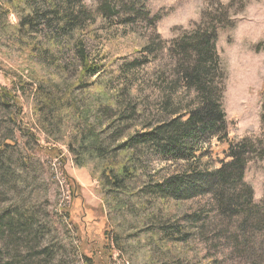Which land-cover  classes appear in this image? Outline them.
<instances>
[{
    "label": "trees",
    "instance_id": "obj_1",
    "mask_svg": "<svg viewBox=\"0 0 264 264\" xmlns=\"http://www.w3.org/2000/svg\"><path fill=\"white\" fill-rule=\"evenodd\" d=\"M117 1L119 7L126 5L123 0ZM136 1L129 0L132 18L125 17L117 24L128 25L140 14L134 10L132 2L137 4ZM110 11L106 2H99L91 10L84 0H0V49L14 47L28 58L25 67L3 72L13 91L20 94L17 97L0 87V106L14 108L8 112L12 121L25 107L28 121L45 140L64 146L73 165L86 168L96 179V195L113 224L106 218L105 243L95 264H106L102 257L109 258L114 251L125 253L126 246L137 236L128 235L125 240L122 223L114 224L115 214L131 209L145 213L153 201H182L206 195L214 205L211 217L225 218L230 227L235 222L234 229L227 233L235 251L249 264H264V199L256 203L252 188L243 180L248 160L254 156L264 159V138L230 142L218 167L203 146L210 138L227 139L223 107L226 73L215 46L217 28H208L201 20L192 30L173 39L169 47L160 44L161 48L140 36L134 56L106 61L88 47L91 33L97 29L111 31L106 17ZM10 12L17 17V23L8 20ZM146 14L149 17L150 12ZM146 19L154 26L159 16ZM34 35L41 36L44 46L37 48L31 41ZM9 37L20 40L11 46ZM171 52L179 58L170 69L171 79L161 72L155 83L167 86L159 87L162 94L153 109L148 94H143L136 82V70L147 62H158L162 54L170 57ZM180 89L186 96L191 95L190 101L172 98ZM10 146L8 138H1L0 181L7 175L16 178ZM44 149L56 157L61 154L56 147ZM154 160L168 163V168L162 165L151 169L149 165ZM63 177L74 192L77 185L73 178L65 172ZM10 211L0 214V238L30 240L37 256H50L46 244L37 248L44 232L33 223L31 214H14V208ZM154 216V212H148L145 219L157 225ZM208 217L209 213L185 214L184 220L189 224L200 222L201 231H205ZM158 229L147 228L152 231L147 238L155 239L156 244L162 240L159 234L174 240L191 233L169 222ZM90 252L91 256H81L93 264L96 250ZM140 253L141 264H146L149 251Z\"/></svg>",
    "mask_w": 264,
    "mask_h": 264
},
{
    "label": "rangeland",
    "instance_id": "obj_2",
    "mask_svg": "<svg viewBox=\"0 0 264 264\" xmlns=\"http://www.w3.org/2000/svg\"><path fill=\"white\" fill-rule=\"evenodd\" d=\"M123 1L126 5L119 7L117 0H84L86 7L91 10L96 9L99 2H106V6L111 10L106 16L107 21L111 22V31L97 29L90 34L88 48L95 55L106 61L134 56L140 36L151 41L156 47L159 45L161 48L160 44L169 47L173 39L185 31L192 30L195 24L204 20L206 27L217 28L216 51L225 67L223 107L227 122V139L220 141L210 138L203 146L210 152L213 165L218 167L219 161L225 159L230 142L242 138L263 140L264 0H137V4L132 3L134 10L138 9L140 14L134 16L128 25L117 24V21L125 17L132 18L129 13V0ZM146 12H150L149 17ZM158 16L154 26L149 25L146 18L150 20ZM8 20L12 23L18 22L11 12ZM9 38L11 46L20 40ZM31 41L38 49L44 46L39 35H34ZM156 50L158 49H155V52ZM144 57L146 61L149 60V57ZM178 58L173 52L170 57L162 54L158 62H147L136 70V82H139L141 92L148 94L151 108L155 109L162 94L159 87L167 86L166 83H155L160 80L161 72L171 79L170 69ZM27 61L28 58L21 55L18 49L1 48L0 87L19 97L20 93L13 91L9 78H6L3 72L23 68L28 64ZM183 97L188 101L191 99V95L186 96L185 91L181 89L177 90L172 98L176 100ZM20 102L22 103L21 99ZM13 109L0 106V140H10V160L16 174V178L12 179L7 175L0 181V214L10 211L11 208H14V214H31L33 223L39 225L40 230L44 232L42 243L39 242L37 248L40 250L46 244L51 254L47 257L37 256L32 241H19L12 238V232H9L12 237H8L7 241L0 238V264H92V261H86L81 256L82 253L91 256L92 249L96 250L93 255L95 264L102 244L105 243L103 231L107 223L106 218L113 224L101 198L96 195V179L86 168L73 165L64 146L45 140L36 126L28 121L24 114L25 107L19 111V117L12 121L8 112ZM148 109L150 110L149 107ZM44 147H56L61 154L56 157L54 152L47 151ZM167 164L154 160L149 167L158 169L163 165L167 169ZM64 172L75 181L77 188L74 192H71L63 177ZM243 180L252 188L254 201L260 203L264 199L262 157L254 156L248 160ZM148 207L150 211L147 209L145 213L131 209L114 215V224L122 223L121 233L125 240L128 235L137 236L134 237L133 243L125 248L129 257L125 253L114 251L111 257H102L103 263L141 264L140 251L146 249L150 255H146L149 256L146 264H249L248 259L235 251L233 243L227 237L229 230L234 229L235 222L233 221V227H230L225 218L211 217L214 205L209 195L182 201L166 199L164 203L157 200ZM148 212L155 213L153 220L157 225L145 219ZM208 213L205 231H201L200 222L189 224L184 220L185 214L195 216ZM168 222L176 223L184 231L191 230V233L184 239L174 240L159 234L162 240L157 244L155 239L147 238L149 232H152L147 228L158 232L160 224ZM3 228L6 229V226ZM18 236L20 237V232ZM174 236L176 237L177 233ZM254 240L256 242V238ZM260 256L259 252L257 262ZM261 257L264 259V255Z\"/></svg>",
    "mask_w": 264,
    "mask_h": 264
}]
</instances>
